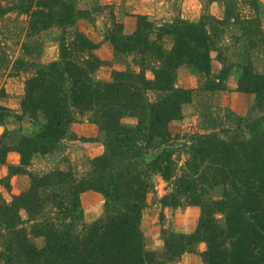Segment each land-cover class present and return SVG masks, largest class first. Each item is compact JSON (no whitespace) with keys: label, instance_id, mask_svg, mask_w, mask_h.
<instances>
[{"label":"trees","instance_id":"trees-1","mask_svg":"<svg viewBox=\"0 0 264 264\" xmlns=\"http://www.w3.org/2000/svg\"><path fill=\"white\" fill-rule=\"evenodd\" d=\"M12 12L27 16L33 33L52 27L65 30L87 16L71 0H15L11 6L0 5L1 16ZM175 30L164 29L155 35L154 24L142 17L134 33L125 34L120 42L114 38L111 41L117 55L137 53L143 63L148 57L159 63L151 69L154 80H149L144 71L128 69L115 71L110 82L96 81L98 62L91 56L85 58L94 45L80 35L78 44L70 42L67 47L63 43L60 61L51 63L27 82L24 107L43 110L49 121L31 138L22 139L17 149L22 164L28 165L32 155L46 154L56 146L67 125L75 121L76 113L84 117L86 112H94V123L103 135L105 155L95 160L96 169L90 178L72 188L76 199L88 189L99 188L106 206L101 219L84 225L75 236L55 227L42 234L39 231V235L46 236L44 249H38L23 235L17 239L15 263L0 252L7 264H159L156 253L146 247L141 227L153 175L162 177L171 186V192L162 199L163 208L202 209L200 223L192 234L178 235L173 244L165 241L173 260L193 253L196 245L204 242L207 245L201 255L204 264H264V74L246 67H240L242 71H233L231 66L221 70L210 91L224 90V82L234 74L239 92L255 94V104L246 117L236 118L235 126L196 134L189 147L193 161L187 162L178 174L173 151L165 146L172 140L169 124L182 118L183 105L190 101V93L176 86V72L182 65L209 72L216 44L202 20L182 21L177 34ZM171 33L177 35V42L168 50L163 38ZM37 92L42 94L40 98ZM151 92L159 93L160 97L148 100ZM255 112L260 115L254 116ZM124 117H137L138 125H124ZM6 153V149L0 151L1 156ZM111 167L113 171L116 169V175L110 174L107 185L101 184ZM59 174L63 175L59 172L46 177L33 176L37 185L29 192L31 199L25 196L16 201L25 204L29 212L33 206L41 207L38 191L55 185L56 178L62 180ZM218 186L224 188L223 198L212 202L209 195ZM112 203L119 207L111 208ZM14 207L22 208L16 202L2 214L6 229L14 228L16 221H20ZM50 210L55 215L53 206ZM65 211L71 214L72 210ZM218 215L225 216L226 227H219Z\"/></svg>","mask_w":264,"mask_h":264},{"label":"rangeland","instance_id":"rangeland-1","mask_svg":"<svg viewBox=\"0 0 264 264\" xmlns=\"http://www.w3.org/2000/svg\"><path fill=\"white\" fill-rule=\"evenodd\" d=\"M71 1L78 9L86 11L87 16L77 20L73 27H67L65 30L52 27L46 31L33 33L27 16L17 12L0 15V151L7 150L6 154L0 155V252L12 259L13 263L18 255L17 239L23 235L38 249H44L47 244L46 236L39 235V231L42 234L55 227L62 232L69 231L75 236L84 225H90L101 219L106 206V198L99 188L86 190L78 199L73 195L72 188L81 186V181L89 179L96 169L95 160L105 155L103 135L99 125L94 123V112H86L84 117L76 113L75 121L67 125L63 138L56 146L46 154L32 155L28 159V165L22 164V157L17 151L22 139L31 138L49 121L43 110H34L27 105L24 107L27 82L51 63L60 61L63 43L78 44L80 35L86 36L94 45V49L87 52L85 58L89 59L91 56L98 62L94 74L96 81H112L115 72L113 62L117 60L124 63L123 67H126V70L130 69L138 73L144 71L149 80H154L151 69L156 68V65L159 66V63L150 57L146 63H143L137 53L116 55L111 41L114 38L120 42L125 34L134 33L142 17H147L148 21L154 24L157 32L155 35L169 28L176 29L177 34L182 21L191 22L182 17L185 3L190 0ZM193 1L191 9L201 10L200 21L202 20V24L212 34L216 48L211 52V57L215 52L213 54L215 58H212L209 72L198 71L188 65H182L176 72V86L190 93V101L183 105L182 118L169 124L172 140L165 146V149L173 151V160L179 168L178 174H181L187 162L193 161L189 156V147L194 143L196 134H208L214 132L213 130L235 126L236 118L246 117L256 101L255 94H248L253 96V100L242 98L236 99V103L233 101L236 110L217 105L213 97L215 91L211 92L209 89L214 81L218 82L216 77L219 73L215 72L213 67L217 69L221 63L222 69L225 70L231 66L233 71H242L239 68L246 67L254 73L264 74V0ZM14 3L15 0H0L1 7L11 6ZM131 30L132 33H129ZM176 34L170 35H174L177 42ZM155 37L153 40L156 39ZM163 44L168 50L175 46L171 49L167 48L164 40ZM69 50L73 52L72 45ZM186 66L193 68L194 71L189 74ZM191 77L194 79L197 77L196 87L193 89L183 87L191 81ZM227 81L224 82L225 89ZM41 95L37 92V98ZM158 97L160 94L155 92L147 96L151 101ZM259 115V112L254 113V116ZM122 123L136 127L138 118L124 117ZM3 133H6L4 137H2ZM59 172L63 173L62 176L59 174L62 180L56 178L55 185L38 191L43 204L41 207L33 206L29 212L25 204L16 201L20 197H28L29 192L37 185L33 181V176L46 177ZM110 174L116 175V169L114 171L113 167L108 169L106 181L101 184L107 185ZM70 177L73 179L70 180ZM72 181L76 182L75 185ZM150 183L148 204L141 223L147 249L156 253L159 264H184L186 260L185 264H204L201 257L207 249L204 242L196 245L193 253H186L180 259L174 260L165 247V241L173 244L177 241L178 235H190L197 229L202 209L194 207L193 210L188 206L177 209L163 208L162 199L171 192V186L158 175L151 176ZM79 190L80 188H77V191ZM223 194L224 188L218 186L210 193L209 199L212 202L220 201ZM50 196L53 197L50 199ZM16 202L22 208L14 207L16 210L13 212L20 221H16L14 228L6 229L2 214L6 207L12 208ZM57 204H60L61 208ZM52 206L55 215L51 213ZM114 206L119 207L118 204L110 205L111 208ZM67 208L72 210L71 214L69 211L64 213ZM14 213L11 215L14 216ZM188 219L192 221V225L194 224V231L190 234L178 232L179 227L183 225V223L180 225L181 222ZM216 219L219 227H226L224 215H218ZM8 245L13 249L9 250ZM0 264H7L5 258L1 256Z\"/></svg>","mask_w":264,"mask_h":264},{"label":"crops","instance_id":"crops-1","mask_svg":"<svg viewBox=\"0 0 264 264\" xmlns=\"http://www.w3.org/2000/svg\"><path fill=\"white\" fill-rule=\"evenodd\" d=\"M193 2H194L193 0H190V1H187V3H185L182 17L186 20H190L193 23H198L200 21L202 14H201V10L197 11L196 8L191 9L192 8L191 4ZM129 33H132V30L129 31ZM163 40H164L165 44L167 45V48H169V49H171L175 45V42H176L174 35H170V34L166 35ZM216 51L218 54L219 53L218 50H216ZM214 53L215 52H213V54ZM213 54H212V58H215ZM113 59H114V55H113ZM220 64L221 63H219V65H218L219 68L217 67V69L214 68L215 66L213 67V69H215V72H217V73H220L222 70V65H220ZM123 65H124V63L121 61H118V60L114 61L113 62V70L114 71L126 70L127 68L123 67ZM186 68L188 69L189 74H190V72L194 71L193 68H190L188 66H186ZM196 82H197V77L195 79L191 77V81L187 82V85H183V87L193 89L196 87V84H197ZM213 97L215 98L217 105H219L220 107H230L233 110H236L235 104H234V103H236L235 102L236 99L240 100L242 98L243 99L245 98L244 100H248V101L250 99L253 100L252 95L243 94V93L239 92V90H238V78L234 74H232L229 77V80L227 81V88L225 90H219V91L213 92ZM233 101H234V103H233ZM242 109H244V108H241V110ZM190 208H193V210H194V207H190ZM182 223H183V225H182ZM180 225H182V227H179V230H177V231L181 232V233H189L190 234L194 231V228H195L194 224L192 225V221H189V219H188V221L183 220ZM189 258H192V257H189ZM186 262H187V260L185 261V263Z\"/></svg>","mask_w":264,"mask_h":264}]
</instances>
